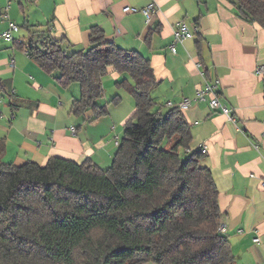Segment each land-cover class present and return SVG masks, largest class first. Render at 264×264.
<instances>
[{
  "label": "crops",
  "instance_id": "obj_1",
  "mask_svg": "<svg viewBox=\"0 0 264 264\" xmlns=\"http://www.w3.org/2000/svg\"><path fill=\"white\" fill-rule=\"evenodd\" d=\"M151 3L149 22L140 11H123ZM9 21L18 30L13 41L0 38L5 161L44 165L59 156L102 168L110 164L123 123L134 109L130 78L108 67L102 77L104 95H109L107 114L89 122L91 110L82 115L70 111L79 85L62 87L20 46L30 31L39 30L59 40L68 53L85 49L96 26L106 39L149 60L156 80L150 90L154 109L176 106L205 82L218 81L216 95L231 118L207 100L191 101L180 111L192 134L190 148L202 149L201 163L217 188L220 226L230 242L232 264H264V98L262 81L254 73L264 59L259 24L241 19L231 0H0V32ZM180 21L197 27V33L175 43L173 53V31ZM115 95L118 99L112 101Z\"/></svg>",
  "mask_w": 264,
  "mask_h": 264
},
{
  "label": "trees",
  "instance_id": "obj_2",
  "mask_svg": "<svg viewBox=\"0 0 264 264\" xmlns=\"http://www.w3.org/2000/svg\"><path fill=\"white\" fill-rule=\"evenodd\" d=\"M231 1L241 19L264 29V0ZM20 46L62 87L79 85L74 115L91 110L92 122L107 114L98 100L108 67L130 78L134 109L105 168L59 156L16 165L3 159L0 139V264H232L204 153L190 148L177 106L154 109L149 60L96 26L85 49L68 53L39 30Z\"/></svg>",
  "mask_w": 264,
  "mask_h": 264
},
{
  "label": "built area",
  "instance_id": "obj_3",
  "mask_svg": "<svg viewBox=\"0 0 264 264\" xmlns=\"http://www.w3.org/2000/svg\"><path fill=\"white\" fill-rule=\"evenodd\" d=\"M123 11L125 12H136L140 11L146 22H149L151 19V15L154 12V6L153 4H148L141 9H137L135 7L131 6H125L123 8ZM18 30V25L15 24L12 21L8 22L7 28L0 32V38H3L8 41H13V32ZM197 33V27L193 26L190 27L186 22L180 21L176 24L175 29L173 31V44L170 46L171 52H175V43H181L183 40L190 38L194 36ZM254 73L256 74L257 77H259L262 81V86H263V98H264V59L260 62H258L255 66ZM218 87V81H207L205 82L204 86L201 88H197L195 90V93L191 97H187L183 99L181 102H179L176 106L179 109H184L188 107L191 101H197V100H207L208 105L211 108H218L222 112L228 115V110L227 108L222 105L216 95V89ZM229 116V115H228ZM231 118V116H229ZM263 122H264V116H263ZM71 131L74 133L75 130L73 127H70ZM254 147L257 148V144H254ZM261 187L264 189V180L261 181ZM219 231L224 232L225 228L223 226H219ZM257 240V238L255 239Z\"/></svg>",
  "mask_w": 264,
  "mask_h": 264
},
{
  "label": "rangeland",
  "instance_id": "obj_4",
  "mask_svg": "<svg viewBox=\"0 0 264 264\" xmlns=\"http://www.w3.org/2000/svg\"><path fill=\"white\" fill-rule=\"evenodd\" d=\"M108 99H109V95H108V94H105V95H103L102 98H100V99L98 100V104H104L105 101H109ZM108 103H109V102H108ZM108 166H109V164H108L107 166H105V167H108ZM105 167H104V168H105Z\"/></svg>",
  "mask_w": 264,
  "mask_h": 264
}]
</instances>
